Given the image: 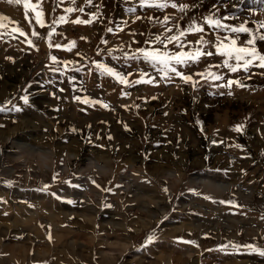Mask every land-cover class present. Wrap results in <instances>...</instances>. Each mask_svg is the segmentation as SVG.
I'll return each mask as SVG.
<instances>
[{
  "label": "rangeland",
  "instance_id": "rangeland-1",
  "mask_svg": "<svg viewBox=\"0 0 264 264\" xmlns=\"http://www.w3.org/2000/svg\"><path fill=\"white\" fill-rule=\"evenodd\" d=\"M135 2L93 0L101 6L102 22L57 26L65 35L53 42L76 41L66 51L31 37L23 8L0 0V15L18 22L35 45L22 42L23 36L0 39V107L6 109L0 112V264H264V256L244 247L264 248V69L211 68L239 79L243 88H218L224 81L200 76H194L195 87L179 78L161 79L148 64L124 59L119 49L131 55L164 31L147 17L168 14L175 22L185 14L145 8L137 10L142 19L136 20L125 12ZM178 2L197 5L186 18L200 21L215 5L219 16H236L225 23L264 31V0ZM43 3L51 7L46 23L63 14L52 11V0ZM80 6L97 11L85 0H77ZM78 16L89 18L75 12L69 19ZM31 24L42 34L48 31ZM15 26L8 24V30ZM205 28L206 39L213 40ZM258 47L264 52V43ZM52 55L72 63L54 64ZM96 61L131 73L130 80L139 79L137 69H143L156 81L120 85L100 75ZM219 61L203 58L183 71L193 74ZM76 96L109 107L90 106ZM236 126L241 130L234 131ZM44 185L49 187L41 190ZM153 232L154 241L144 246Z\"/></svg>",
  "mask_w": 264,
  "mask_h": 264
},
{
  "label": "snow or ice",
  "instance_id": "snow-or-ice-1",
  "mask_svg": "<svg viewBox=\"0 0 264 264\" xmlns=\"http://www.w3.org/2000/svg\"><path fill=\"white\" fill-rule=\"evenodd\" d=\"M65 0H52V11L56 12L57 9H60L64 4ZM130 2V0H126ZM7 3L13 4L16 6H22L26 19H29V26L32 27L31 37H39L40 39H46L48 42V47L55 49H62L66 51H71L72 48L76 46L75 40L68 41L67 44H61L60 42H53L54 36L64 37V32L57 31V26L63 24H79V25H91L96 22H102V13L99 11L100 5H94L93 0H85V5L90 7H96V12L86 13L85 7H77V0H68L67 7L62 8L63 14L54 16L50 22L46 23L44 20V11L41 7L42 0H36V3H33L32 0H7ZM197 5H188L186 3H180L178 0H136L135 3H132V6H129L125 9L126 13L135 15L138 9H156L163 12L167 8L171 7L172 9L177 10L179 13L185 14L176 18L173 22V17L171 15L165 14L163 19L159 17L149 16L147 19L152 24H159L164 28V31L161 33L153 34L150 39L145 40L143 43L147 44L148 47H137L134 49L131 55L128 52L123 50L121 47L119 50L123 52V57L126 60L133 61H142L148 64L154 72L160 75L161 79L171 80L173 78H179L185 83H192L195 87L197 81H194V76H200L206 80L210 79L213 82L224 81V83L216 84L218 88H231L233 85L237 87H246L239 79H232L225 77L224 74H218L217 72L211 71V68H224L227 69L228 73H237L240 70L248 73L253 68L264 69V52H262L258 45L259 43H264V31L260 29L250 28L247 23L241 22L238 25H231L225 23L229 19H236L235 15L232 16H219L218 9L213 5V10H209V13L202 17L200 21L196 17H187L186 12L190 7H196ZM79 12L87 15L88 19H82L79 16L75 19H69L70 14ZM30 13H34V16H30ZM136 20L142 19L140 15H135ZM31 20L35 21V25H38L40 28L47 27L48 31L44 34L35 30V27L32 26ZM186 23L182 24L181 21ZM7 21V23H5ZM15 23L17 26L12 27L8 30V24ZM124 25L127 24V21L122 22ZM171 25V26H169ZM205 25L210 33L214 36V39L209 41L206 39V36L209 34L206 31ZM264 29V24L260 26ZM118 31H123L124 28L117 26ZM106 31L108 33H113L114 28L107 27ZM223 33V35H221ZM199 34V38L196 41H189L187 39L188 35ZM134 35V33H133ZM244 35L247 36L242 43L240 42V37ZM4 36H9L12 39H18L20 36L25 37V41L30 46H35L32 39L28 37V34L19 26L18 22L11 21L9 17L0 15V39ZM81 39H86V37H81ZM103 44H107V40L101 41ZM135 44H139V41H133ZM172 46L171 48L169 46ZM108 55L112 56L113 49H108ZM100 50H98L99 54ZM79 55V53H77ZM219 57L220 61L216 64H209L208 68L204 71L196 72L193 74H187L183 69L192 67L193 65L199 64L203 58L210 57ZM113 59H118V57L113 56ZM11 59V58H9ZM54 64L62 63L69 64L71 61H58L55 55L50 57ZM95 69L99 72L100 75L111 77L120 85L133 86L140 83H154L156 78L150 73L144 71L143 69H137V75L139 79L130 80L129 74H125L115 67H112L106 63L96 61ZM79 70V69H77ZM148 77V79H145ZM249 79L251 76L249 75ZM128 95L129 93H123ZM223 95V93H220ZM231 95L229 91L227 93ZM25 104H28L29 97L27 95L22 97ZM75 100L87 104V105H96L99 104L103 108H108L109 105L103 103L100 100H93L88 97L83 99L80 96L74 97ZM5 103H11V101H6ZM4 107H0V112L5 111ZM19 111L20 109H15ZM242 126H236L234 131H240ZM75 131V130H74ZM111 139V137H109ZM237 147H239L237 145ZM59 174L53 176V180H56ZM64 183L69 184L72 187L79 188L80 185H72L71 181H63ZM11 186V181L7 182ZM95 183V181H93ZM49 185H44L41 190H46ZM99 187V185H97ZM108 191V189H104ZM167 191V189H165ZM207 199V197H206ZM73 203L72 201H68ZM220 203L231 204V201H220ZM110 207L111 205H106ZM155 233H150L146 235V243L151 244L154 241ZM184 243H195L194 241H182ZM229 244H234V242H229ZM238 249L241 247L239 244H234ZM244 247L250 249L252 252H255L261 256H264V248L259 245L246 244Z\"/></svg>",
  "mask_w": 264,
  "mask_h": 264
},
{
  "label": "crops",
  "instance_id": "crops-1",
  "mask_svg": "<svg viewBox=\"0 0 264 264\" xmlns=\"http://www.w3.org/2000/svg\"><path fill=\"white\" fill-rule=\"evenodd\" d=\"M66 1V0H65ZM64 7V5H62L61 6V8L60 9H62ZM48 8H51V7H49L48 6ZM259 21V20H258ZM196 68H198V67H196ZM205 69H203V68H199V69H197L196 71H198V72H200V71H204ZM225 70H227V69H225ZM221 72V71H220ZM89 121H87V122H85V124H84V126H83V128L85 127V125L88 123ZM91 123V122H90ZM91 125V130L92 129H95V124L92 122V124H90Z\"/></svg>",
  "mask_w": 264,
  "mask_h": 264
},
{
  "label": "bare ground",
  "instance_id": "bare-ground-1",
  "mask_svg": "<svg viewBox=\"0 0 264 264\" xmlns=\"http://www.w3.org/2000/svg\"><path fill=\"white\" fill-rule=\"evenodd\" d=\"M32 2L34 3V2H36V0H33ZM42 8H43V10H45V9L47 10L48 5L46 6V4L43 3V7H42ZM20 9L22 10V6L20 7ZM21 10H20V11H21ZM46 13L48 14V10H47V12L45 11V15H44V16H46Z\"/></svg>",
  "mask_w": 264,
  "mask_h": 264
}]
</instances>
